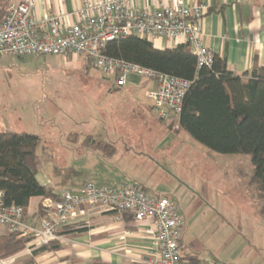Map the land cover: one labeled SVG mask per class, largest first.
Wrapping results in <instances>:
<instances>
[{
  "label": "rangeland",
  "instance_id": "obj_1",
  "mask_svg": "<svg viewBox=\"0 0 264 264\" xmlns=\"http://www.w3.org/2000/svg\"><path fill=\"white\" fill-rule=\"evenodd\" d=\"M131 80L136 101L149 106L145 92L150 83L138 77ZM113 87L83 57H5L0 60V131L38 135L37 179L59 183L73 167L68 149L78 150L85 138H94L89 134L102 121L100 103ZM48 111L59 114L51 119ZM139 114L138 109L117 113L120 123L132 124L135 130L118 138L114 167L152 193L170 194L181 205L196 206V218L202 222L217 227L224 217L231 226L225 225V232L241 231L254 246L264 247V187L256 178L252 157L216 153L177 123ZM96 129L98 140L105 138L107 132ZM7 234L0 225V237Z\"/></svg>",
  "mask_w": 264,
  "mask_h": 264
},
{
  "label": "built area",
  "instance_id": "obj_2",
  "mask_svg": "<svg viewBox=\"0 0 264 264\" xmlns=\"http://www.w3.org/2000/svg\"><path fill=\"white\" fill-rule=\"evenodd\" d=\"M87 0L72 15L57 13L36 19L35 0H14L0 22V60L8 56H78L93 62L104 78L117 88H125L132 77L153 86L146 96L163 123H177L183 102L193 82L153 69L110 58L104 48L110 42L129 37L157 42L180 43L194 49L198 70L211 68L215 54L205 45L202 20L204 5L161 3L151 9L148 0ZM69 17L74 21L69 22ZM179 126V125H178ZM57 199H44L47 211L34 219L21 206L6 205L0 191V225L8 233L29 239V251L61 242L63 228L81 220L85 207H97L118 215L129 214L154 240L151 254L141 264H192L184 261L181 240L185 218L178 202L170 196L154 195L136 184L106 186L95 182L64 190ZM217 264V263H214Z\"/></svg>",
  "mask_w": 264,
  "mask_h": 264
},
{
  "label": "crops",
  "instance_id": "obj_3",
  "mask_svg": "<svg viewBox=\"0 0 264 264\" xmlns=\"http://www.w3.org/2000/svg\"><path fill=\"white\" fill-rule=\"evenodd\" d=\"M13 1L0 0V18ZM85 1L87 0H35L34 15L38 20L57 13L69 16L80 10ZM177 2H183L186 6L204 5L207 8L201 23L205 45L225 61L231 72L243 75L250 74L256 68L264 69V0H148V6L154 10L159 8L161 3L173 5ZM134 4L139 6L136 0ZM71 21H74L73 17H69V22ZM178 45L180 43L160 41L154 47L165 50ZM191 51L194 52V49ZM103 79L109 81L104 77ZM150 85L151 88L153 85ZM145 97L149 106L136 101L135 83L132 80L125 88H111L102 99L105 100L100 103L102 121L95 127L96 131H106L107 135L98 140L99 134L93 133L95 128L89 134L94 135L96 142L109 146L111 151L96 150L93 146V149H89L91 145L83 142L78 150L68 149L73 155L70 158L73 167L69 170L67 178L59 179V183L51 179L39 183L51 188L55 195L85 182L106 186L136 184L151 194L163 195L152 193L144 184L129 179L130 177L120 173L112 164V156L116 155L119 139L122 140L123 135L129 136L128 131L135 130V127L130 126L132 124L120 123L116 117L117 113L127 114L131 109H138L141 117L152 116L159 120L146 92ZM48 114L51 119H55L59 113L48 111ZM164 196L172 197L170 194ZM43 200L38 197L30 200L26 209L30 216L37 214ZM177 202L185 218L180 245L184 261L192 264H264V247L254 246L241 231L225 232V225L228 229L231 226L224 217H221L217 227L212 226L211 222H202L196 218V206L181 205ZM85 212L86 215L81 220L67 226L71 233L63 234L64 239L56 243L57 246H53L50 251L33 256L35 250L29 251L28 245L26 250L0 264H26L29 258H33L32 264H141L138 260L151 254L154 240L144 233V227L133 216L118 215L91 206H86ZM44 213L47 214V211ZM4 237L0 239L3 240Z\"/></svg>",
  "mask_w": 264,
  "mask_h": 264
},
{
  "label": "trees",
  "instance_id": "obj_4",
  "mask_svg": "<svg viewBox=\"0 0 264 264\" xmlns=\"http://www.w3.org/2000/svg\"><path fill=\"white\" fill-rule=\"evenodd\" d=\"M6 14L7 11L0 22ZM104 54L193 82L184 98L179 128L216 153L250 155L256 178L264 187V69L237 75L215 55L211 68L198 70L197 57L189 45L159 50L139 37L110 42ZM40 143V137L33 133L0 131V191L5 194L6 205L27 209L32 198L57 199L52 189L37 179ZM85 143L96 150L111 151L109 146L90 136L85 138ZM44 211L40 204L33 218H43ZM261 213L264 219V208ZM68 230L69 227L63 228L62 235L71 233ZM29 242L8 233L0 239V263L26 250ZM53 246L57 244L45 245L32 254L37 256ZM32 259H27L26 264H32Z\"/></svg>",
  "mask_w": 264,
  "mask_h": 264
}]
</instances>
